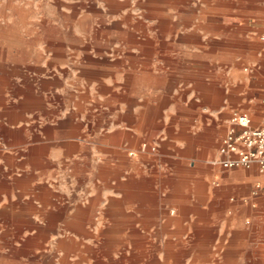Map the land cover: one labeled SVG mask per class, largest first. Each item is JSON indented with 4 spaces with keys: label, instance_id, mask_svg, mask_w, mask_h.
Instances as JSON below:
<instances>
[{
    "label": "rangeland",
    "instance_id": "1",
    "mask_svg": "<svg viewBox=\"0 0 264 264\" xmlns=\"http://www.w3.org/2000/svg\"><path fill=\"white\" fill-rule=\"evenodd\" d=\"M177 1L157 0L161 13L169 16L165 20L150 16L148 0H0V264L40 262L41 256L32 259V254L21 252V246L39 225L45 226L46 218L39 217L41 211L30 208L31 204L41 210L43 201L45 215L49 210L57 211L51 206L53 201L60 203L64 210L44 243L48 264H60L59 258L74 243L80 247L89 245L97 254L106 244L115 248V259L123 252L129 256L127 248L133 244L129 229H122V224L117 222L127 218L106 212L109 198L120 197V194L115 191L114 179L102 175L103 179L98 174V166L109 165L112 173L120 165L117 154L125 153L124 135L116 140L105 135L124 130L125 93L130 89L124 84L126 73L139 72L141 66L156 65L162 60L157 51L171 49L173 35L177 37L179 31L182 34L188 27L183 22L178 26V20L187 19L189 11L178 9ZM180 5L183 4L180 2ZM128 14L132 20H123ZM196 14L204 17L203 11L197 10ZM161 20L165 26L160 25ZM102 85L110 87V91L100 89ZM112 93L119 97L107 102ZM151 141H141L137 148H132V152H138L133 153L136 155L132 166L135 177L140 159H148L152 163L151 174H156L158 148ZM35 146H42L44 162L38 166L37 179L34 177L36 180L30 181L29 187L19 184L17 179L31 175L29 157ZM34 181L38 184L35 190L32 189ZM154 181L155 178L149 187L148 213L156 215L158 195ZM98 186L101 193L93 217L95 224L90 227L95 237H84L69 223L77 205L83 208L88 198L97 194ZM28 214L37 228L18 226L19 218ZM132 214L135 216L134 212ZM153 219L155 225L142 228L136 223V227L142 232L164 230L158 238L153 235L155 245L162 247L166 232L172 231L175 225L178 232L173 233V244L191 246L189 241H193L194 235L189 234V227L193 219L180 217L169 227L165 218L147 220ZM244 225L251 228V215L244 217ZM98 228L124 233L118 231L105 236ZM259 229L261 243H264L263 213ZM217 237L222 241L225 235ZM120 238L127 248L117 240ZM61 240L65 241L62 246L59 245ZM251 244V235H248L243 245ZM210 246L208 239L207 247L202 245L201 249L189 250L184 264L189 260L192 264H226L227 251L222 244H215L213 249ZM202 251L206 258H202ZM69 254L71 261L74 253ZM231 263L264 264V249H260L259 260L254 263L250 249L236 250Z\"/></svg>",
    "mask_w": 264,
    "mask_h": 264
},
{
    "label": "crops",
    "instance_id": "2",
    "mask_svg": "<svg viewBox=\"0 0 264 264\" xmlns=\"http://www.w3.org/2000/svg\"><path fill=\"white\" fill-rule=\"evenodd\" d=\"M156 3L157 0H148L150 16L167 20L169 16H164ZM177 3L178 9L189 11L187 19L178 20V26L183 22L188 27L182 34L179 31L177 37L173 35L171 49L157 51L162 60L156 65L141 66L139 72L126 73L124 84L130 89L125 93L124 130L117 129L105 135L112 140L124 135L125 153L117 154L120 165L112 173L109 165L98 166L101 177L115 180V191L120 197L109 198L106 212L127 218L117 222L122 224V229H129L133 244L127 248L121 238L117 240L130 254L127 256L123 252L119 259H115L113 253L116 250L112 246L105 244L97 254L89 245L80 247L74 243L59 258L60 264H124L126 261L129 264H184L189 250L201 249L202 245L207 247L208 239L212 249L215 244H222L227 251L224 255L226 264H232L233 254L239 249H250L251 261L257 262L260 249H264L259 229L260 215L264 214V199L261 201L264 172L257 165L223 169L214 163L221 159L218 148L226 134L230 130L236 133L241 130L238 119L243 117L251 128L264 123V21H261L264 0H178ZM197 10L203 11L204 17H198ZM130 18L128 14L123 20H132ZM162 21L160 25L165 26ZM142 30L145 31L143 26ZM137 86L139 88H135ZM100 89L109 92L111 88L102 85ZM117 97L112 93L106 100ZM144 140H152L158 148L156 174H151L152 163L148 159H140V169L135 177L132 166L136 155L133 153L138 152H132V148H137ZM30 154L31 175H25L23 180L17 179L19 184H28L29 187L30 181L37 179L38 166L44 162L42 146H35ZM153 178L158 195L156 215L148 213L149 187ZM105 181L108 180L105 178ZM34 182L33 190L38 186ZM100 193L101 186H98L97 194L89 197L83 208L77 205L71 216L69 225L81 236L95 237L90 227L95 224L93 217ZM51 206L57 211L49 210L45 215L44 201L41 210L30 204L35 212L41 211V219L46 218L45 226L37 228L29 214L18 220L22 229L37 228L21 246V252L32 254V259L41 256L39 263L32 264H48L44 243L64 211L60 203L53 201ZM133 212L144 220L136 218ZM248 215H251V228L244 225V217ZM150 217L165 218L167 227L180 217L193 219L194 223L189 227V234L194 235L193 241H189L191 246L173 244V233L178 232L175 225L172 231L166 232L163 246L155 245L153 235L158 238L164 230L145 229L142 232L136 227V223L142 228L155 225V219L147 220ZM161 226L165 227L164 224ZM100 231L105 236L118 231L124 233L108 228ZM217 235L225 237L218 241ZM248 235H251L252 244L244 246ZM64 242L59 241V245ZM70 252L74 253L71 261L68 259ZM201 256L207 257L204 251ZM164 259L168 261L165 263ZM188 264H192L190 260Z\"/></svg>",
    "mask_w": 264,
    "mask_h": 264
},
{
    "label": "built area",
    "instance_id": "3",
    "mask_svg": "<svg viewBox=\"0 0 264 264\" xmlns=\"http://www.w3.org/2000/svg\"><path fill=\"white\" fill-rule=\"evenodd\" d=\"M238 122L241 130L237 133L230 130L226 134L218 148L221 159L214 163L223 169L257 165L264 172V123L260 127L251 128L243 117Z\"/></svg>",
    "mask_w": 264,
    "mask_h": 264
},
{
    "label": "bare ground",
    "instance_id": "4",
    "mask_svg": "<svg viewBox=\"0 0 264 264\" xmlns=\"http://www.w3.org/2000/svg\"><path fill=\"white\" fill-rule=\"evenodd\" d=\"M243 121V120H242Z\"/></svg>",
    "mask_w": 264,
    "mask_h": 264
}]
</instances>
